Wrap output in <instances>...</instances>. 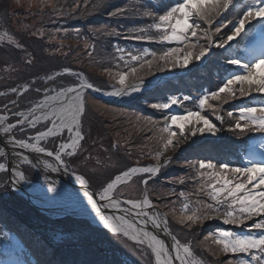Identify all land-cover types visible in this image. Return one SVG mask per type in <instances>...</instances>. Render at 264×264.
<instances>
[{"label":"snow or ice","instance_id":"snow-or-ice-1","mask_svg":"<svg viewBox=\"0 0 264 264\" xmlns=\"http://www.w3.org/2000/svg\"><path fill=\"white\" fill-rule=\"evenodd\" d=\"M230 8L235 10L234 14L239 18L228 19L227 23L220 20L217 23ZM119 14L121 10L113 13ZM142 16L149 18L151 22L133 29V32L127 35L128 39L158 41L161 44L178 46L165 47L159 52L150 48L126 51L118 47L116 49L120 53L118 59L124 63L125 70L113 72L110 68L104 69L105 73L115 80V84L111 85L112 90L106 94L124 96L142 91L146 86V78L153 76L156 71L196 66L209 57L213 48L224 49L227 53L224 57L226 63L239 66L244 73H229L215 90L205 91L197 96L195 98L197 110L186 109L183 113L172 114L166 111L174 105L178 107L183 105L184 101L192 99L189 96H171L164 102L151 104L153 109L164 114L163 127H157V122L151 121L150 117L147 118L152 125L149 131L155 134L149 139L158 138L162 142V149L157 150L156 155L152 157L157 161L155 165L129 166L122 169L113 178L102 183L95 192L87 190L89 180L85 179L84 175H76L75 178L84 188V196L95 216L112 234L142 246L145 255L154 257L155 264H190L188 257L191 251L188 242L181 243L173 234L168 213L159 211L158 206L153 203L148 188L149 181L162 170V167L170 163V158L165 157L170 146H179L186 142L189 136L195 137L205 133L218 135L225 131L223 105L237 96L264 94V75L256 71L264 65V53L249 64L241 63L239 59L234 58L235 50L228 52L230 42L245 33L246 25L257 21V27H264V0L244 4H235L234 0H176L174 5L165 6L162 14L145 9ZM202 24L206 27H202ZM229 24L232 25L229 33L220 35L222 29ZM111 32L120 35L115 28ZM192 38L197 39L193 42ZM201 38L205 43H199ZM27 62L31 63V59L29 58ZM63 74L74 78V86H60L58 89L47 87L43 91L40 87H35L34 90L43 98L31 103L25 111H13L15 123L9 122V116L0 115V130L6 137L4 146L0 147V161H3L0 162V173H7L10 177L7 184L0 182V189L9 186L16 188L21 182L27 181L25 171L21 170L22 165L34 169L42 167L46 173L61 170L68 172L69 164L65 157H75L82 148L81 142L85 140L82 118L86 115V91L100 89L94 88V84L89 82L83 72L73 71L67 67L63 72L57 71L43 79L45 82L55 83L56 78ZM32 83L35 84V81ZM21 89L29 90L25 84L19 88H11V93L20 96ZM17 103V100L11 101L12 109H16ZM205 109L219 121V126L209 119L208 115L202 114ZM3 111H9L7 104ZM226 114L232 121L226 131L234 135H244L248 132L264 133V104L245 105L235 113L228 110ZM16 129L25 133V136L17 138ZM29 130H35V134L27 135ZM50 138V148L41 146L42 141H48ZM8 145H11L10 149ZM19 150H28L31 154L39 155L30 158ZM41 156L47 158L41 159ZM162 158L164 164L160 163ZM12 159L17 163L13 164ZM186 166L193 170V175L188 179L198 181L201 192L206 193L211 203L200 201L198 206L192 209L185 200L179 215H176L175 211L172 212L176 223L182 230L190 231L194 225L212 219L221 220L223 225L243 227H247L251 221L249 234L221 230L211 236H205L204 240L210 239L217 245L220 254H233L234 259L228 260L227 264H264V163L249 160L247 166L231 167L228 163L217 164L210 158H204L195 163L188 162ZM134 176H137L144 186L140 195L136 198L129 196L122 199L125 194L118 193V187L131 181ZM45 179L48 180L47 174ZM179 183H185V178L181 177ZM47 191L57 193V182L48 180ZM179 195L185 197L186 193L180 192ZM106 209L117 210L119 215L108 214L104 211ZM188 212L191 214H186ZM149 225L152 229L170 236L171 243H166L155 232L150 231ZM253 232L258 234L254 235Z\"/></svg>","mask_w":264,"mask_h":264},{"label":"rangeland","instance_id":"rangeland-1","mask_svg":"<svg viewBox=\"0 0 264 264\" xmlns=\"http://www.w3.org/2000/svg\"><path fill=\"white\" fill-rule=\"evenodd\" d=\"M122 1L0 0V115L9 116V122L15 121L13 111L26 109L42 96L32 92L31 88L24 96L16 99V109L11 108L5 112V102L17 97L11 93V88H19L18 84L31 80L35 81L32 86L40 87L43 91L54 86V83L45 82L43 78L66 67L76 71L81 69L101 85L115 84V80L110 78L104 69L110 68L113 72L125 70L124 63L118 59L120 53L116 49L119 46H108L111 38L119 36L111 30L119 28L118 20L126 12L127 6L121 4ZM118 10H121V14L113 15ZM236 41L239 43L238 37L233 40ZM155 50L159 52L161 49ZM49 56L56 57L55 64H50ZM29 58L31 63L27 62ZM88 101L90 118L87 117L86 123L82 125L85 135V140L81 142L82 148L75 157L65 159L70 169L89 180L94 191H98L102 183L113 178L122 169L157 163L152 157L156 155L157 150L162 149V142L158 138L149 139L155 134L149 131L152 125L147 118L157 122V127H163V113L161 115L159 110L149 105L147 107L152 111H144L146 117H142L138 113L134 115L109 104L105 105L91 97H88ZM173 109L175 110L172 113L184 112L182 107L176 106ZM139 120L140 125L133 126L132 123L138 124ZM15 133L18 138L24 137L18 129ZM220 134L189 136L188 140L179 146H170L165 157L178 153L199 138H214ZM43 145L51 147L49 140L43 142ZM23 167L28 177L48 183L38 169L28 165ZM7 178V173L0 175V182L7 184ZM166 181H169V184H164L160 189L154 188L150 197L161 212L168 213L171 228L181 243L188 242L191 251L188 257L190 264H227L225 254H220L210 239L204 240L205 236H210L206 230L210 224L218 221L224 228L225 225L221 220L212 219L194 225L190 231L182 230L172 212L175 211V214L179 215L185 200L192 209H195L200 201L188 191H179L174 185L175 182ZM11 188L9 186L0 189V212L22 224L19 227L27 239L31 240L32 245L38 248V255L48 256L51 264H154L152 256L145 255L142 246L113 234V240L125 250H112V245L109 246L110 240L100 235L101 231L92 228H102L101 225L89 222L87 224L80 221V218L60 213H43ZM142 188L137 177L131 183L119 187L118 193L123 192L124 198H136ZM180 192L186 193V196H180ZM99 249H107L109 253L96 252ZM114 251L125 252L126 256H115Z\"/></svg>","mask_w":264,"mask_h":264},{"label":"trees","instance_id":"trees-1","mask_svg":"<svg viewBox=\"0 0 264 264\" xmlns=\"http://www.w3.org/2000/svg\"><path fill=\"white\" fill-rule=\"evenodd\" d=\"M142 1L144 4H150V2H148V0H139ZM127 7L129 10H135L138 8L137 3H133V2H129L127 4ZM125 14V13H124ZM121 17H123V14L121 15ZM120 27L117 28L116 30H118L120 32ZM35 38V37H31ZM120 40L123 38V34L120 32V35L117 37ZM113 38L110 39V43L109 45L112 43ZM131 43V48L134 49H145V48H150L152 50L155 49H162L164 48V44H159L158 45H147L144 44L142 41H138L135 40ZM108 45V46H109ZM50 59V64H55V60L56 57L55 56H49L48 57ZM45 61H49L48 59H45ZM43 61V62H45ZM58 70V69H56ZM81 69H79L80 71ZM171 70V69H170ZM48 71V70H47ZM82 71V70H81ZM55 72V71H54ZM86 73V72H85ZM51 74V73H49ZM48 74V75H49ZM200 73L197 75V77L195 75L191 76L189 79L188 78H181L178 81H173V82H168L166 84L161 85L160 87H157L155 89L149 90L145 93H141L138 94L136 96H132L129 97L125 100H123L121 103H107L103 100L97 99L95 97L92 96H86L85 100H86V115L82 118V123L85 124L87 117L90 118V114H89V101H88V97H91L92 99H94L95 101H100L101 103H104L105 105H110L113 107H117L119 109H121L122 111H128L131 112L134 115H137L135 113L140 114L142 117H146L145 113H143L144 111H150V107H147L153 103H157V102H163L164 99H166V97L168 95H172L173 92V88L176 87L180 90L181 93H186L187 90H189L190 85L192 87L193 83H197V81H201V77H199ZM87 76V75H86ZM88 77V76H87ZM149 78V77H148ZM88 79L95 85H97L98 87L108 90L111 89V85H113L112 83H110L107 86H104L94 82L90 76L88 77ZM74 81V78L69 76V75H65V76H60L58 78H56L54 86L53 87H60V86H67L68 84H72ZM203 81V80H202ZM24 84H33L31 80H28L24 83L18 84V86L24 85ZM52 84V82H51ZM190 84V85H189ZM36 86H32V92L36 93L37 95H41L38 94L34 88ZM42 91V89H41ZM125 115H130V114H126V113H122ZM162 115V114H161ZM94 118L92 117V120ZM133 126L138 127V125H140V120L138 122V124L132 123ZM201 139H197L195 142H200ZM195 142L189 144L188 146H186L183 150V152L181 154H177L172 161L170 162V164L165 167L161 173V175L154 181L149 183V191H150V196H152L153 190L154 188H161L164 184H169V181L166 180H170L172 182H175V187L179 189V191H188L190 192V194L198 199L199 201H204L206 203H211L209 197L206 195L205 192H201L198 181L196 179H188L189 176L193 175V170L189 169L186 165L188 164V162H192L195 163L201 159L204 158H208L209 156H211L213 149H214V144H212L211 142H203V143H196ZM172 154V153H171ZM181 177L185 178V183L181 184L179 183V179ZM142 184V183H141ZM152 192V193H151ZM10 221V219H9ZM80 221H84L87 224H89L86 220H80ZM13 223V222H11ZM16 225V224H15ZM93 229H98L94 226H92ZM100 231H102V233H99L100 235L108 238L110 240L109 246L112 245V250L114 249H119V250H125L123 248V246H120L119 244H117L113 238L114 236L112 234H110L109 232L102 230V229H98ZM206 230L209 232V235H213L217 232H219L218 227L216 226V224H210V226H208L206 228ZM216 247L218 248V246L216 245ZM96 252H100V253H105L108 254L109 251L107 249H99ZM115 256H122V254H124L126 256L125 252H113ZM225 259H226V263L228 260L232 259V255L231 254H226L225 255Z\"/></svg>","mask_w":264,"mask_h":264},{"label":"bare ground","instance_id":"bare-ground-1","mask_svg":"<svg viewBox=\"0 0 264 264\" xmlns=\"http://www.w3.org/2000/svg\"><path fill=\"white\" fill-rule=\"evenodd\" d=\"M250 26H246L245 27V33H242L240 36H238L239 38L241 36H243L244 34H246L249 30ZM260 69H264V65H261ZM243 74L244 70L238 72ZM105 97L106 98H111V99H115V98H120L122 96H113V95H108L105 93ZM2 138L4 140H6V137L3 133L2 130H0V139L2 140ZM51 139V138H50ZM44 141L41 142V144ZM2 147L4 146V141L0 142ZM11 148V145H9V149ZM19 151H23L25 155H29L31 158V153L28 152V150H19ZM14 155V153H13ZM35 156L39 155V154H33ZM41 159L47 158L44 156L40 157ZM50 159V158H48ZM13 164L17 163V161L15 159H12L11 161ZM50 162L51 161L50 159ZM44 174H47V177H49L51 180H54L57 182V188L59 190V192L57 194L55 193H51L47 191V186L44 187V185L40 184V183H36V184H32V182L29 181H24L21 182L16 188L21 190L22 192L28 194L33 200L34 202H36L37 204H39L43 209H46L50 212H64L67 214L73 213V214H81V215H87L92 217L93 219L97 218L95 216V213L92 211L91 206L88 204L86 197L84 196V189L79 186V185H69V179H70V173L68 172H64L63 170L59 171V172H50L48 171L46 173V170L43 169ZM66 188H72L73 190H75L77 192V194H75L72 198H69L68 195L66 194ZM64 191V192H62ZM38 197L41 198L37 199ZM54 197V199H50ZM47 201V202H46ZM106 211L108 214L111 211H115L114 209H106L104 210ZM116 215H119V213H115ZM151 227V225H149ZM153 232H155L156 234H158V230L152 229ZM161 234V232H160ZM163 234V233H162ZM161 234V235H162Z\"/></svg>","mask_w":264,"mask_h":264},{"label":"water","instance_id":"water-1","mask_svg":"<svg viewBox=\"0 0 264 264\" xmlns=\"http://www.w3.org/2000/svg\"><path fill=\"white\" fill-rule=\"evenodd\" d=\"M94 88H96V87H94ZM95 93H97V96H99V97H101V98H105L104 97V95L102 94V92H101V90H99V91H95L94 89H92ZM108 100V99H107ZM8 148H9V145H8ZM42 169V168H41ZM77 174H70L69 176H70V179H69V181H70V183H71V185H79V186H81V184L76 180V178H75V176H76ZM82 187V186H81ZM83 188V187H82ZM84 189V188H83ZM70 190V189H69ZM88 191H90V192H94L93 191V189L88 185V189H87ZM95 198H97L98 199V197H95ZM162 234V233H161ZM159 232H158V236L160 237V238H162V239H171V237L170 236H168L167 234H165V233H163L162 235H161ZM167 243H169L170 244V241H167V240H165Z\"/></svg>","mask_w":264,"mask_h":264}]
</instances>
